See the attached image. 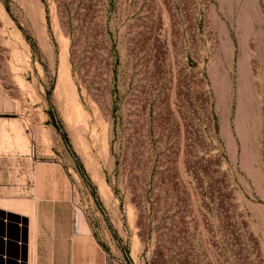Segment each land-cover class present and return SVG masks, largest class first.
I'll return each mask as SVG.
<instances>
[{"label": "rangeland", "instance_id": "obj_1", "mask_svg": "<svg viewBox=\"0 0 264 264\" xmlns=\"http://www.w3.org/2000/svg\"><path fill=\"white\" fill-rule=\"evenodd\" d=\"M0 94L28 182L68 180L0 197L33 201L30 264L85 236L105 264H264V0H0Z\"/></svg>", "mask_w": 264, "mask_h": 264}, {"label": "crops", "instance_id": "obj_2", "mask_svg": "<svg viewBox=\"0 0 264 264\" xmlns=\"http://www.w3.org/2000/svg\"><path fill=\"white\" fill-rule=\"evenodd\" d=\"M6 108L5 99L0 94V197L25 193L37 203L66 199L68 180L60 161L38 163L33 170L34 184L28 182L26 177L29 162L34 163L33 157L29 159L28 156L21 117H11ZM68 256L70 264L106 263L101 248L90 236L73 238Z\"/></svg>", "mask_w": 264, "mask_h": 264}, {"label": "built area", "instance_id": "obj_3", "mask_svg": "<svg viewBox=\"0 0 264 264\" xmlns=\"http://www.w3.org/2000/svg\"><path fill=\"white\" fill-rule=\"evenodd\" d=\"M27 223L17 216L0 212V264H28ZM12 231L15 235H12ZM26 234V236H25Z\"/></svg>", "mask_w": 264, "mask_h": 264}, {"label": "bare ground", "instance_id": "obj_4", "mask_svg": "<svg viewBox=\"0 0 264 264\" xmlns=\"http://www.w3.org/2000/svg\"><path fill=\"white\" fill-rule=\"evenodd\" d=\"M32 202H30L28 200H23V199L22 200H18V199H9V200L3 199L2 200V199H0V211L5 212L6 214L8 213V214L17 216L18 218L22 219L24 222H25V220L28 221V229H29L28 241H29V243H30L31 238H32L31 237V230L36 231V228H37L36 214H35V211L33 208L34 206H32ZM76 220H77L76 222L78 225V229L82 230L81 228L86 226L83 223L82 216L80 214H78L76 217ZM28 264H30V263L28 262ZM31 264H34V261H31Z\"/></svg>", "mask_w": 264, "mask_h": 264}]
</instances>
